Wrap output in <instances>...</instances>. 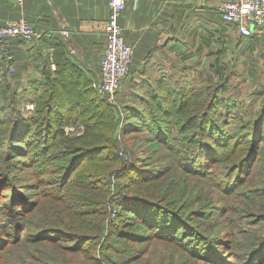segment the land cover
<instances>
[{"label": "trees", "instance_id": "16d2710c", "mask_svg": "<svg viewBox=\"0 0 264 264\" xmlns=\"http://www.w3.org/2000/svg\"><path fill=\"white\" fill-rule=\"evenodd\" d=\"M170 61L117 113L64 64L3 76L0 264H264V95L224 50Z\"/></svg>", "mask_w": 264, "mask_h": 264}, {"label": "crops", "instance_id": "0c3cea01", "mask_svg": "<svg viewBox=\"0 0 264 264\" xmlns=\"http://www.w3.org/2000/svg\"><path fill=\"white\" fill-rule=\"evenodd\" d=\"M225 1L126 0L118 23L133 48V62L124 88L157 87L174 72V56L179 65L197 63L198 69L212 49L224 50L226 61L246 74L250 92L264 95V33L243 37L236 25L223 23L218 7ZM107 17L108 0H0V25L23 18L42 34L32 42L9 40L14 72L0 73V82L7 75L9 88L33 89L42 85L45 71L64 64L95 90Z\"/></svg>", "mask_w": 264, "mask_h": 264}, {"label": "built area", "instance_id": "2783aa9c", "mask_svg": "<svg viewBox=\"0 0 264 264\" xmlns=\"http://www.w3.org/2000/svg\"><path fill=\"white\" fill-rule=\"evenodd\" d=\"M137 1V0H132ZM126 0H108V17L103 26L105 36L104 53L100 61V79L95 91L101 101L116 106V95L120 84L131 70L133 48L122 37L118 18L125 8ZM223 23L236 25L243 37L253 32L264 33V0H228L219 7ZM42 34L30 26L23 18L0 25V73L14 72L8 42L12 38L27 42L40 39ZM33 104H27L26 110H32ZM65 134L79 136L83 132L81 125L69 124L63 128Z\"/></svg>", "mask_w": 264, "mask_h": 264}, {"label": "rangeland", "instance_id": "374dc122", "mask_svg": "<svg viewBox=\"0 0 264 264\" xmlns=\"http://www.w3.org/2000/svg\"><path fill=\"white\" fill-rule=\"evenodd\" d=\"M230 55H231V54H230ZM257 85L260 86L261 84H260V85L257 84ZM257 85H256V86H257ZM116 100H117V98H116ZM117 103H118V100H117ZM116 105H117L116 107L119 108V110H114V109H113V111H115V113H117V112L120 111V105H119V103L116 104ZM257 107H258V102H254V103H252V105H251V107H250V108H251L250 110H251L252 112H254V111L257 109ZM115 113H114V114H115ZM115 118H116V119L118 118L117 114H115ZM120 124H121V123L118 124V127L120 126Z\"/></svg>", "mask_w": 264, "mask_h": 264}]
</instances>
